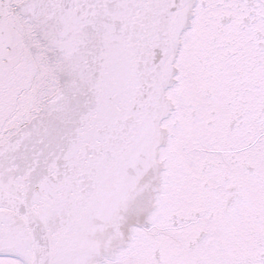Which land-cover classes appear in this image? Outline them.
I'll return each instance as SVG.
<instances>
[{"label":"snow or ice","instance_id":"snow-or-ice-1","mask_svg":"<svg viewBox=\"0 0 264 264\" xmlns=\"http://www.w3.org/2000/svg\"><path fill=\"white\" fill-rule=\"evenodd\" d=\"M0 264H264V0H0Z\"/></svg>","mask_w":264,"mask_h":264}]
</instances>
